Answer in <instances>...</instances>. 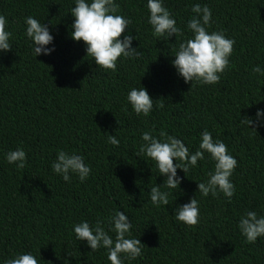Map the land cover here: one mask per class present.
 I'll use <instances>...</instances> for the list:
<instances>
[{"label":"trees","instance_id":"1","mask_svg":"<svg viewBox=\"0 0 264 264\" xmlns=\"http://www.w3.org/2000/svg\"><path fill=\"white\" fill-rule=\"evenodd\" d=\"M76 0H0V15L12 50H0V264L31 253L38 264H111L108 250L92 251L78 241L74 226L102 223L115 240L111 218L121 211L132 223L131 236L144 244L142 256L123 264H264V237L246 243L239 229L249 211L264 216V0H162L183 36H153L147 0H115L117 15L131 20L123 35L142 55L119 58L115 72L97 66L87 45L71 38ZM90 2V0H89ZM195 4L212 12L208 31L235 41L228 70L214 85L185 83L173 66L179 44L192 37L187 24ZM45 23L54 37L49 55H34L26 18ZM146 88L154 101L149 116L137 115L127 96ZM190 89V90H189ZM163 104V108L158 107ZM250 118L253 123L242 122ZM255 130H254V129ZM199 149L207 130L227 145L238 162L229 198L202 196L215 161L208 153L190 167L179 189H168L156 162L140 152L144 132L160 131ZM115 135L119 146L108 142ZM23 149L26 166L9 163ZM80 155L91 168L81 182L52 169L58 152ZM176 161L174 160V164ZM169 192V205L152 204L150 189ZM196 198L198 226L175 219L177 206Z\"/></svg>","mask_w":264,"mask_h":264},{"label":"clouds","instance_id":"2","mask_svg":"<svg viewBox=\"0 0 264 264\" xmlns=\"http://www.w3.org/2000/svg\"><path fill=\"white\" fill-rule=\"evenodd\" d=\"M150 12L148 23L152 26L153 36L167 41L168 38L183 36L184 33L177 26L176 20L169 10L163 6L162 0H147ZM191 11L195 15L187 24L192 37L179 44L175 59L172 61L178 74L183 77L185 83L193 82L214 85L220 82L221 74L229 68V57L234 50L235 41L224 36L223 32H209L211 27L212 12L205 5L195 4ZM119 5L115 0H76L75 7L71 9V15L75 18L71 25L73 31L71 38L77 42L83 41L86 45L87 56L94 59L95 64L105 71L117 70V61L135 59L142 55L138 48L132 47V35H123L131 24V20L122 15H117ZM26 35L33 42L34 55H49L54 48L46 46L51 44L54 37L50 34L45 23L29 16L26 18ZM6 18L0 15V50L10 51L12 45L10 38L12 33L6 30ZM252 71L264 75L258 65ZM190 90V89H189ZM127 99L134 112L139 116H149L153 110L154 101L144 87L132 88ZM158 107L163 108V104ZM257 119L264 117V110H258ZM242 122L253 121L250 118L242 119ZM254 129V128H253ZM255 130V129H254ZM159 139L151 132H144L140 152L156 162L161 175L166 179L163 185L168 189H179L182 178L177 175V169L186 174L190 167H196L198 161L204 159L208 153L215 161L214 172L209 173L207 182L198 183V191L202 196L211 194L216 197L218 193L229 198L235 193V185L231 182L234 170L238 166L237 160L229 154L227 145L220 140H214L212 134L205 130L201 134V143L195 153H191L184 142L161 130ZM108 142L119 146L120 141L115 135H109ZM7 161L15 163L17 168L26 166V153L23 149L10 151L6 155ZM174 160L176 163L174 164ZM55 173L62 175L65 181L70 182V173L77 174L83 182L90 174L91 168L84 163V158L76 154L58 152L56 161L52 164ZM169 192H162L160 186L150 189V199L157 207L169 205ZM175 219L183 222L188 227L198 226L200 222V209L196 198L189 203L177 206ZM112 231L116 234L115 240L105 231L102 223L97 221L95 227L88 222H82L74 226V232L78 241H86L92 251L100 248L108 250V260L111 264H123L124 259L135 260L142 256L144 244L138 238H126L131 236L132 223L124 212L118 211L111 218ZM239 229L246 238V243H255L258 237H264V216H259L255 211L247 212L239 222ZM5 264H38V260L31 253L20 254L15 258L5 261Z\"/></svg>","mask_w":264,"mask_h":264}]
</instances>
